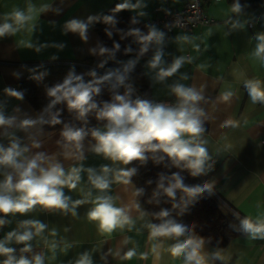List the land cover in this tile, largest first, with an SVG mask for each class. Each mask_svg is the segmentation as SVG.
Wrapping results in <instances>:
<instances>
[{
	"label": "crops",
	"instance_id": "obj_1",
	"mask_svg": "<svg viewBox=\"0 0 264 264\" xmlns=\"http://www.w3.org/2000/svg\"><path fill=\"white\" fill-rule=\"evenodd\" d=\"M191 1L0 0V23L13 9L26 11L29 5L35 9L33 20L24 28L14 35L0 38V111L6 116H16L18 121H37L27 132L16 128L9 130L24 139L25 143H31L28 137L38 141L41 147L32 149L33 152L55 156L65 170L82 168L77 188L64 189L65 195L71 198L70 203L85 199L89 191L92 198L98 194L89 182L88 169L99 173L103 166L113 169L129 166L94 153L92 138H85L82 142V155L77 153L65 158L62 131L45 130L42 126L43 113L35 110L24 95L23 99H17L5 90L21 91L20 82L28 68L37 65L87 67L82 62L91 58L99 64L98 71L106 72L100 68V63L111 61L108 52L100 53V48L106 46L97 31V24L116 2L135 5L126 10L146 25V19L160 16L162 10L180 9ZM232 6L233 3L228 0H208L204 11L215 20L214 24L197 28L187 36L188 40L175 31L166 42L163 41L159 46L164 48L161 67H170L181 56L185 58L184 64L173 76L158 81V69L149 67L156 45L142 55V71L151 85V101L175 103L177 98L172 94L171 87L177 83L193 86L202 92L204 100L201 107L205 111L202 139L206 141L211 168L199 177L204 183L213 184L212 194L224 210L233 212L241 220L246 217L264 219V104H253L243 87L247 79L264 82V58L256 54V37L264 35V0L254 6H243L240 13H234ZM90 17L94 19L89 23L86 40L66 30L67 22L77 19L87 23ZM147 27L148 33L150 27ZM28 44L33 46L27 47ZM227 91L235 95L225 100L223 97ZM229 120L234 125L225 123ZM0 143L7 144L8 141L0 136ZM107 194L113 197L115 206L127 210L132 222L124 228H117L110 234L102 233L96 222L88 219L91 203L78 205L75 216L71 212L38 205L23 215L4 216L0 240L9 232L20 230L24 221L38 220L47 225L46 229L29 242L31 251L22 253L20 250L15 254L17 258L24 255L32 260L40 255L42 264H76L79 257L88 252L93 264H188L183 255L176 256L169 251L177 238L150 236L148 225L153 224L152 219L138 200L131 181L125 185L113 179ZM157 243H161V247L154 251ZM6 246L24 247L15 242ZM131 249L136 250V255L129 259L126 253ZM144 254L146 258H142ZM201 254L205 264H264V240H252L244 234L224 249L204 243Z\"/></svg>",
	"mask_w": 264,
	"mask_h": 264
},
{
	"label": "clouds",
	"instance_id": "obj_2",
	"mask_svg": "<svg viewBox=\"0 0 264 264\" xmlns=\"http://www.w3.org/2000/svg\"><path fill=\"white\" fill-rule=\"evenodd\" d=\"M135 7L125 2L118 5V9ZM239 0L232 6L234 13L242 11ZM35 9L29 5L26 11L13 9L6 14L3 22L0 23V38L6 35H14L25 25L33 20ZM92 17L86 23L73 19L66 24V30L79 34L83 40L87 39L86 33ZM107 22H113L114 18L105 17ZM131 35L136 36L140 43V55L149 51L152 45H156V51L149 61V67L158 69L157 80L164 81L173 76L184 64L183 56L175 59L170 67H161L163 61V51L159 47L162 45L165 34L156 27H150L146 35L135 30ZM188 40L187 36L183 37ZM258 44L256 54L264 58V35L256 37ZM33 45L28 44L27 47ZM60 47H63L62 45ZM119 49V45H115ZM39 50V49H37ZM95 51V49L93 50ZM126 51H131L128 48ZM109 52L106 48H100V53ZM110 57H114L115 51L109 52ZM135 61H129L123 72L119 69L109 71L107 75L91 82H85L82 76L70 72L62 83H58L47 91L50 98L48 108L51 109L57 104L64 103L70 112H75L77 117L87 123L89 114H94L97 121L105 122L103 129L97 127L90 132L92 140V151L105 158L118 162L120 165L128 166L133 161H144L147 159L146 153H164L168 158L188 170L191 176L196 177L205 174L211 165L206 141L202 139L205 128V111L201 107L204 96L200 90L193 86L184 84H174L171 92L175 95L176 102L173 104L154 102L148 99L132 98L133 89L130 84H126L128 74ZM95 76V73H90ZM111 82L113 92L110 101L98 102L96 97L101 92L100 85ZM125 87V92L119 94L117 89ZM243 87L247 90V95L253 104H264V82L259 79H247ZM10 96L23 99V93L12 88L5 90ZM235 93L227 91L224 99L227 100ZM59 113L52 116L50 123L59 124L57 118ZM37 121L24 119L18 121L16 116H6L0 111V136L6 138L8 143H0V215L25 214L36 206L46 209H58L63 212H71L76 215L78 205L91 203L92 207L88 211V219L96 222L102 233H112L117 228H124L132 221L126 209L117 207L113 197L107 194L113 179L125 185L130 183V178L135 174L134 167H120L118 169L103 166L99 173L94 169H88L89 182L98 194L92 198V192L86 194L85 199L71 202V198L65 195L64 189H76L81 180V167H73L65 170L63 164L55 156L45 152H33L32 149L41 147L40 143L28 137L31 143H25L24 139L10 132L16 128L27 132L35 126ZM227 125H234L229 120ZM63 137V153L65 158H70L79 153L82 155L83 141L89 135L84 128H73L65 125L61 133ZM160 159H164L163 156ZM111 177V178H110ZM158 188L162 189L169 198H175L177 192L182 191L190 200L194 201L201 194L207 192L212 194L213 184L204 183L202 185L188 186L184 183V177L180 173L171 176L161 175L159 177ZM137 191V195L139 192ZM139 208V204L136 205ZM143 215V213H142ZM168 211H161L160 217H169ZM5 220L0 218V225ZM47 225L38 220L24 221L20 230L9 232L3 240H0V255L7 258L3 264H42V257L35 256L32 260L20 255L17 258L13 253L14 248L7 247L9 243L22 244V253L31 251L30 241L34 236L44 232ZM148 228L152 238H177L171 245L169 251L173 255H183L188 264H205V258L201 254L204 240L192 234L191 229L173 219H164L159 224H149ZM240 230L250 239L264 240V219L253 220L246 217L240 221ZM55 234V233H53ZM186 237L185 239H178ZM55 247V245H53ZM161 247V243L154 245V251ZM136 255V250L131 249L126 253L127 258ZM146 258V254L142 256ZM76 264H93L88 252H84Z\"/></svg>",
	"mask_w": 264,
	"mask_h": 264
},
{
	"label": "trees",
	"instance_id": "obj_3",
	"mask_svg": "<svg viewBox=\"0 0 264 264\" xmlns=\"http://www.w3.org/2000/svg\"><path fill=\"white\" fill-rule=\"evenodd\" d=\"M235 3L236 0H228ZM261 0H239L242 6H254ZM121 2H116L111 6L108 12L104 13L97 24V31L109 52L115 51L114 57L109 60L123 72L129 61H135L131 71L128 74L126 84H130L133 89L132 98L150 100L149 91L150 82L145 78L142 71V55H140V43L136 36L131 35L135 30L146 35L148 27L139 17L130 14L126 8L118 9ZM113 17V22H107L105 17ZM119 49H115V45ZM131 48V51H126ZM84 66L78 65H37L28 68L26 75L20 82V89L29 104L38 111L43 113L42 126L45 130H64L65 125L79 129L84 128L89 135L87 139L92 138L90 132L93 128L103 127L105 122L97 121L94 114H89L87 123L81 121L75 112H70L66 104H57L51 109L48 108L50 98L47 95L49 88L58 83H62L67 75L72 72L75 75L82 76L84 81L91 82L94 79H100L108 73L98 71L99 64L89 58L82 62ZM95 73V76L90 75ZM101 92L96 97L98 102L110 101L113 95L111 91V82H105L100 85ZM119 94L125 92V87L117 89ZM59 113V124L50 123L53 115ZM147 159L144 161H133L128 165L129 168L136 169L135 174L130 178L135 187V194L138 200L145 206L153 224H159L164 219H173L182 223L191 229L192 234L204 240L218 249L226 248L237 237L244 235L240 230L241 219L233 212L224 210L221 203L213 195L207 192L201 194L194 201L185 203L190 200L182 191L177 192V196L169 198L164 194L162 189L158 188L159 177L161 175L171 176L174 173H180L184 177V183L188 186L202 185L203 180L199 177L191 176L190 172L164 153H146ZM163 156L164 159H160ZM139 195H137V191ZM168 211L169 217H160L161 211ZM15 249L14 255L17 254L21 247H11ZM1 263L7 258L0 255Z\"/></svg>",
	"mask_w": 264,
	"mask_h": 264
},
{
	"label": "built area",
	"instance_id": "obj_4",
	"mask_svg": "<svg viewBox=\"0 0 264 264\" xmlns=\"http://www.w3.org/2000/svg\"><path fill=\"white\" fill-rule=\"evenodd\" d=\"M207 1L208 0H192L191 2L184 4L180 9L162 10L160 16L146 19V25L149 27L154 26L162 31L165 34L164 42H166L175 31H179L183 36H189L197 28L215 23V20L209 17L204 11V5ZM220 1L221 0H215V2ZM161 49L164 51V48ZM158 102L172 104L167 101ZM0 218L4 219V216L0 215ZM3 225H0V230Z\"/></svg>",
	"mask_w": 264,
	"mask_h": 264
},
{
	"label": "water",
	"instance_id": "obj_5",
	"mask_svg": "<svg viewBox=\"0 0 264 264\" xmlns=\"http://www.w3.org/2000/svg\"><path fill=\"white\" fill-rule=\"evenodd\" d=\"M100 68L106 72L109 71H115L116 70V66L111 63V62H101L100 63Z\"/></svg>",
	"mask_w": 264,
	"mask_h": 264
}]
</instances>
